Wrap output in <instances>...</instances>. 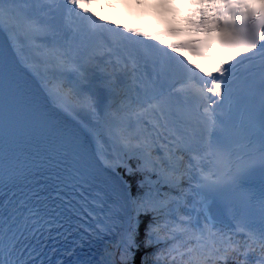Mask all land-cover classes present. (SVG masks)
I'll list each match as a JSON object with an SVG mask.
<instances>
[{
    "label": "snow or ice",
    "instance_id": "6c2138e0",
    "mask_svg": "<svg viewBox=\"0 0 264 264\" xmlns=\"http://www.w3.org/2000/svg\"><path fill=\"white\" fill-rule=\"evenodd\" d=\"M0 264H264V0H0Z\"/></svg>",
    "mask_w": 264,
    "mask_h": 264
}]
</instances>
